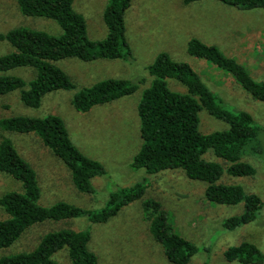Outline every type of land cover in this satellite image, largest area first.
Masks as SVG:
<instances>
[{
  "label": "rangeland",
  "instance_id": "374dc122",
  "mask_svg": "<svg viewBox=\"0 0 264 264\" xmlns=\"http://www.w3.org/2000/svg\"><path fill=\"white\" fill-rule=\"evenodd\" d=\"M106 3L107 0L73 2V9L85 20L86 35L91 41L100 42L107 36L103 21ZM124 23L129 49L125 57L89 62L67 58L54 63L69 76L75 86L73 90L48 93L34 109L21 103L18 91L0 96V119L55 116L63 121L77 149L105 169L104 175L91 179L92 193L79 192L65 164L36 134L0 129V142L10 140L34 170L40 188V206L50 207L61 202L84 212L77 218L31 226L13 245L1 249L0 257L29 252L46 234L69 229L89 233L88 249L96 256L98 264H172L150 231L152 216L144 203L155 202L165 212L172 231L195 246L196 253L188 264H241L227 262L224 252L242 243L255 245L262 253L261 264H264V103L253 99L228 72L187 52L189 40L198 39L235 59L255 81L264 82V9L240 10L216 0L189 5H184L183 0H132ZM17 27L43 31L51 36L61 34L56 22L24 17L16 0H0V34ZM10 52L11 46L0 41V56ZM160 54L189 65L222 107L232 113H248L261 129L258 140L249 142L241 156V161L254 168V176L233 177L224 171L217 182L240 186L246 194H255L262 200L263 207L254 221L227 230L224 222L241 216L243 203L228 206L207 201L206 184L186 177L181 170L148 174L143 169L130 167L141 146L137 105L152 80L148 67ZM33 73L29 68H16L4 75L29 81ZM107 79L126 80L136 85V90L130 96L95 106L86 113L73 108L71 100L76 93ZM167 84L172 91L186 93L175 81L169 79ZM198 119V130L202 134L227 129L225 122L205 110L199 112ZM203 159L223 166V161L210 151ZM136 184L144 185L143 195L122 207L108 221L92 223L85 215L86 212L98 213L107 206L112 193ZM9 192H22V185L0 173V196ZM5 218L0 212V220ZM52 260L56 264H71L66 249L54 253Z\"/></svg>",
  "mask_w": 264,
  "mask_h": 264
},
{
  "label": "trees",
  "instance_id": "16d2710c",
  "mask_svg": "<svg viewBox=\"0 0 264 264\" xmlns=\"http://www.w3.org/2000/svg\"><path fill=\"white\" fill-rule=\"evenodd\" d=\"M198 1L201 0H183V4ZM216 1L240 10L264 9V0ZM16 2L24 17L52 20L61 30L59 36H51L43 31L17 27L0 34V41H6L12 48V52L0 56V96L18 91L21 103L27 108H38L48 93L75 88L69 76L54 65L55 62L67 58L84 62L117 60L129 52L124 16L132 0H107L103 11L107 36L100 42L87 38L85 20L73 9L74 0ZM187 52L228 72L253 99L264 103V82L255 81L235 59L224 56L215 46L195 38L189 40ZM16 68L32 69L33 79L24 81L4 75ZM148 72L152 80L137 105L141 146L130 167L133 170L143 169L148 174L181 170L186 177L206 184L204 195L207 201L228 206L243 203L242 215L224 222L227 230L254 221L263 207L262 200L255 194H246L240 186L217 182L224 171L233 177L254 176V168L241 161V156L249 142L258 140L261 129L248 113H232L222 107L189 65L174 62L166 54H160L148 67ZM169 79L183 86L186 93L172 91L167 84ZM135 90L136 85L126 80L107 79L76 93L71 105L76 111L86 113L95 106L130 96ZM202 110L225 122L227 129L200 133L198 114ZM0 129L18 134H36L42 144L65 164L79 192L92 193L91 179L105 174L101 163L87 158L76 148L63 121L55 116L0 119ZM209 151L223 161V166L203 159ZM0 173L22 185V192L0 196V212L6 217L0 220V250L13 245L35 224L73 219L84 214L68 203L40 206L36 174L7 139L0 142ZM144 191L141 184L117 190L110 195L104 209L98 213L86 212L85 215L92 223H104L122 207L139 199ZM144 207L152 216L150 231L161 244L167 260L172 264H188L196 253L195 246L172 231L158 203L146 202ZM89 241L88 232L61 229L43 236L29 252L0 257V264H56L52 256L62 249L67 250L71 264H98L96 256L88 249ZM224 259L241 264H261L263 256L255 245L242 243L229 247L224 252Z\"/></svg>",
  "mask_w": 264,
  "mask_h": 264
},
{
  "label": "crops",
  "instance_id": "0c3cea01",
  "mask_svg": "<svg viewBox=\"0 0 264 264\" xmlns=\"http://www.w3.org/2000/svg\"><path fill=\"white\" fill-rule=\"evenodd\" d=\"M69 135V134H68ZM70 138V137H69ZM73 143V142H72ZM77 148V147H76Z\"/></svg>",
  "mask_w": 264,
  "mask_h": 264
}]
</instances>
